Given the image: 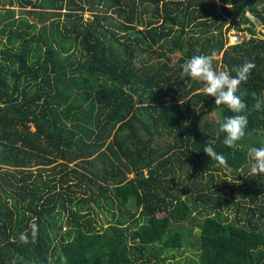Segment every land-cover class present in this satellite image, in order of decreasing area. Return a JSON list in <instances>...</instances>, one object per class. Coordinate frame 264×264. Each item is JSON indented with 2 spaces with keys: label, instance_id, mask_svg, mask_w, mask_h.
<instances>
[{
  "label": "trees",
  "instance_id": "16d2710c",
  "mask_svg": "<svg viewBox=\"0 0 264 264\" xmlns=\"http://www.w3.org/2000/svg\"><path fill=\"white\" fill-rule=\"evenodd\" d=\"M13 1L0 0V264H147L180 247L184 224L198 228L197 264H264V175L250 171L264 146V38L252 29L264 0H16L32 19ZM229 28L250 36L224 46ZM213 52L217 69L255 65L237 93L249 123L235 149L217 138L235 114L180 75Z\"/></svg>",
  "mask_w": 264,
  "mask_h": 264
},
{
  "label": "clouds",
  "instance_id": "9594fccd",
  "mask_svg": "<svg viewBox=\"0 0 264 264\" xmlns=\"http://www.w3.org/2000/svg\"><path fill=\"white\" fill-rule=\"evenodd\" d=\"M215 53L194 55L186 60L182 65L181 77H190L194 81H198L204 85L203 93L209 97H213L215 105H224L235 115L226 118L218 131L217 138L220 133H224L223 144L230 149L237 147V142L242 140L246 135V129L249 123V111L247 104L242 99L244 93L240 92V85L246 83L251 71L255 68L252 62H245L240 66H233L229 69L224 66L217 69L213 65ZM232 73H235L233 76ZM255 110H260L261 102L253 106ZM203 152L217 161L220 165L228 167L227 159L224 155L219 154L211 145L203 148ZM250 157L254 161L251 166V173L255 176L264 175V146L252 147L250 149ZM31 236L34 241L38 235V225L31 224ZM20 240L23 243H29L27 233L20 234ZM60 264H68V258L61 256Z\"/></svg>",
  "mask_w": 264,
  "mask_h": 264
},
{
  "label": "rangeland",
  "instance_id": "374dc122",
  "mask_svg": "<svg viewBox=\"0 0 264 264\" xmlns=\"http://www.w3.org/2000/svg\"><path fill=\"white\" fill-rule=\"evenodd\" d=\"M13 5L11 6V8L14 11L15 16H26L28 17V19H32V17L30 15H28L26 13L27 10H31V8L27 5H25L24 7L19 6L18 3L16 2V0L13 1ZM219 2H216V5H218ZM10 7V6H9ZM217 8V7H216ZM34 11L36 10V8L33 9ZM62 12L63 10L60 11L58 18L62 19ZM247 17L251 18V15L246 13ZM38 16V14L36 15ZM46 16V15H44ZM47 16H50V12L47 13ZM47 18V17H46ZM82 18H89V12L84 11L82 14ZM44 20L42 23H46L48 20L46 19H42ZM253 20V19H252ZM229 22V18H226L225 21V25L228 24ZM224 25V27H225ZM239 27H245L243 24H239ZM252 29L255 32V35L258 37H262L264 38V26L262 24H258V23H254L252 25ZM232 33H236V34H246L248 37L250 36L249 32H247L246 30H234L233 28H229L226 32H225V36H226V43L224 46L233 43V41L231 40V35ZM239 40V39H238ZM170 57V62H175L176 59L178 58V53L177 51H173L169 54ZM217 57H219V55H217ZM217 114H215L213 111H210L207 113V117L209 120H213L215 119ZM259 135H264V130L261 129L258 133ZM102 149V148H101ZM71 164V163H70ZM210 171H212L211 167L208 168ZM222 170V169H221ZM242 171V170H240ZM251 171V170H250ZM224 172V173H223ZM223 172H216V171H212V173H216V175H222V174H226V179L230 180L231 176L229 175V173L227 172V170H223ZM240 173V172H239ZM243 172H241L240 174H242ZM207 177V174H203V177H196L194 178V183H198L200 181H204ZM223 177V176H221ZM127 178H132V174H128ZM217 180V179H216ZM244 181L243 176L242 179H239L237 181H235L236 185L241 184ZM184 182V181H183ZM188 186H190V183L186 180ZM233 195L235 196V199L239 201L240 204H245V205H252L253 206H257L256 204H250L249 202V198L248 196H246L242 191H235L233 193ZM261 197V194H257L256 197ZM132 200H130V202L127 204L128 208H130L129 210L133 211V204H132ZM91 208L92 211H90V216L94 219V221L96 222V226L99 225H106V219L104 217L103 212L100 209H97L95 206H93V204H91ZM192 214H195V212H192ZM233 213L230 212L231 216ZM64 216L62 217V219L64 220L65 214H63ZM184 227L187 228V231L185 232L184 238L181 242L180 247L177 250H173L170 251L168 253H162L161 254V260L160 261H155V260H150L149 263L147 264H197V260H198V254L200 252L199 250V232H198V228L197 227H188L187 224L183 225ZM64 225H62V229H63ZM172 255V256H169ZM264 258V255H263Z\"/></svg>",
  "mask_w": 264,
  "mask_h": 264
},
{
  "label": "built area",
  "instance_id": "2783aa9c",
  "mask_svg": "<svg viewBox=\"0 0 264 264\" xmlns=\"http://www.w3.org/2000/svg\"><path fill=\"white\" fill-rule=\"evenodd\" d=\"M248 36L246 34H236V33H232L231 35V40L233 41V43H236L238 41H241L242 39H247ZM239 39V40H238Z\"/></svg>",
  "mask_w": 264,
  "mask_h": 264
}]
</instances>
